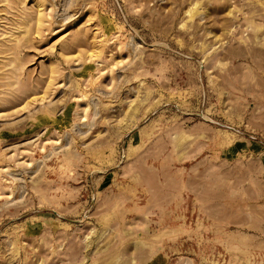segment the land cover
Here are the masks:
<instances>
[{
  "label": "rangeland",
  "instance_id": "rangeland-1",
  "mask_svg": "<svg viewBox=\"0 0 264 264\" xmlns=\"http://www.w3.org/2000/svg\"><path fill=\"white\" fill-rule=\"evenodd\" d=\"M259 125L264 0H0V264H264Z\"/></svg>",
  "mask_w": 264,
  "mask_h": 264
},
{
  "label": "crops",
  "instance_id": "crops-1",
  "mask_svg": "<svg viewBox=\"0 0 264 264\" xmlns=\"http://www.w3.org/2000/svg\"><path fill=\"white\" fill-rule=\"evenodd\" d=\"M258 127L260 129L258 128L255 129L256 134L260 135L257 137V139H259L261 143H263L262 140H264V125H259Z\"/></svg>",
  "mask_w": 264,
  "mask_h": 264
},
{
  "label": "bare ground",
  "instance_id": "bare-ground-1",
  "mask_svg": "<svg viewBox=\"0 0 264 264\" xmlns=\"http://www.w3.org/2000/svg\"><path fill=\"white\" fill-rule=\"evenodd\" d=\"M38 7V6H37ZM40 11V10H39ZM38 11V12H39ZM42 21H43V19H42V15L40 14V12L39 13H37V17H36V24H40V23H42Z\"/></svg>",
  "mask_w": 264,
  "mask_h": 264
}]
</instances>
